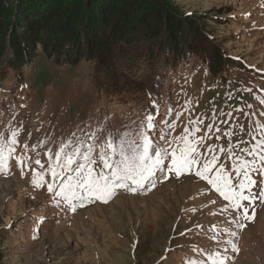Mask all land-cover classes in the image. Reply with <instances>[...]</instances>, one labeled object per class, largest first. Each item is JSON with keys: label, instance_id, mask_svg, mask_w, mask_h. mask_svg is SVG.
Listing matches in <instances>:
<instances>
[{"label": "rangeland", "instance_id": "374dc122", "mask_svg": "<svg viewBox=\"0 0 264 264\" xmlns=\"http://www.w3.org/2000/svg\"><path fill=\"white\" fill-rule=\"evenodd\" d=\"M171 2L179 50L0 57L3 264H264V0Z\"/></svg>", "mask_w": 264, "mask_h": 264}, {"label": "trees", "instance_id": "16d2710c", "mask_svg": "<svg viewBox=\"0 0 264 264\" xmlns=\"http://www.w3.org/2000/svg\"><path fill=\"white\" fill-rule=\"evenodd\" d=\"M193 24L173 11L171 0H0V57L8 52L15 69L37 52L59 64L105 59L143 29L151 37L164 34L179 50ZM212 64H226L221 52ZM3 259L0 250V264Z\"/></svg>", "mask_w": 264, "mask_h": 264}]
</instances>
